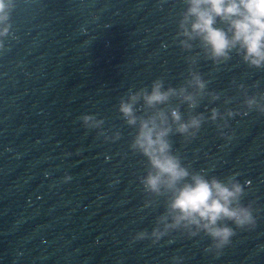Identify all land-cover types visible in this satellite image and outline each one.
Masks as SVG:
<instances>
[{
  "label": "water",
  "instance_id": "95a60500",
  "mask_svg": "<svg viewBox=\"0 0 264 264\" xmlns=\"http://www.w3.org/2000/svg\"><path fill=\"white\" fill-rule=\"evenodd\" d=\"M184 7L182 0H16L0 50V264H173L174 256L181 264H264V115L256 111L226 118L225 129L205 123L187 142L170 137L192 170L247 182L242 202L254 201L256 226L237 229L219 257L203 251L202 234L174 232L156 245L132 240L151 231L164 207L162 200L143 206L137 178L145 160L129 151L134 129L117 104L157 77L165 87L187 77L185 57L199 49L173 42ZM194 70L220 94L195 109L206 117L213 107L239 111L244 91L264 93V68L234 53L216 66L201 56ZM83 114L120 138L85 129Z\"/></svg>",
  "mask_w": 264,
  "mask_h": 264
},
{
  "label": "clouds",
  "instance_id": "9594fccd",
  "mask_svg": "<svg viewBox=\"0 0 264 264\" xmlns=\"http://www.w3.org/2000/svg\"><path fill=\"white\" fill-rule=\"evenodd\" d=\"M184 9L176 20L173 42L185 52L199 49L196 55L185 57L187 77L173 87H165L157 77L148 87L129 91L119 98L117 112L120 119L134 129L129 151L145 160L144 174L139 176L145 196L143 206H154L163 201L164 211L157 215L151 231L141 230L133 241L150 240L153 245L172 233L192 238L203 235L209 243L206 254L219 257L231 243L236 230H251L256 226L254 201L243 203L246 183L237 179V173L208 176L204 170L195 171L182 163L174 152L170 137L179 135L187 142L196 137L205 123H213L218 130L228 128V120L239 112L256 111L264 115V93H243L239 111L213 107L210 115L195 112L202 100L208 103L220 99V94L207 90L208 81L194 70L199 58L216 66L229 61L234 53L249 68H264V0H182ZM16 0H0V50H5V39L12 35L11 14ZM238 89L244 86L237 85ZM255 87V84L253 85ZM225 105L231 99L225 97ZM186 112L181 113V106ZM85 129L97 130L104 141H116L119 131L108 135L105 123L94 114L77 117ZM222 123H216L217 120ZM225 137L223 131L219 132ZM70 177L65 176L64 180ZM173 264L181 258L172 257Z\"/></svg>",
  "mask_w": 264,
  "mask_h": 264
}]
</instances>
